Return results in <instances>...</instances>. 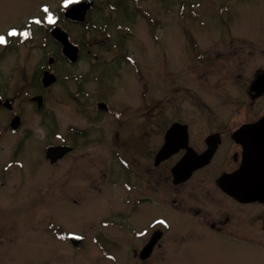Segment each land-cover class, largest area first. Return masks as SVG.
<instances>
[{
    "label": "flooded vegetation",
    "instance_id": "obj_1",
    "mask_svg": "<svg viewBox=\"0 0 264 264\" xmlns=\"http://www.w3.org/2000/svg\"><path fill=\"white\" fill-rule=\"evenodd\" d=\"M131 1L135 5H127V8L131 10L128 11L131 16L130 23H132L129 25L131 36H134L136 32L140 35L139 32L144 29L147 35L145 38L140 37L142 41L149 40L158 44L159 33L157 30L159 25L163 24V22L159 23V0ZM137 1H149V6L134 3ZM169 1H172L171 8L167 11L175 13L177 29H179L180 21L185 23V20H189L192 23L190 27L182 26L181 40L188 42L189 49L192 51L193 48H197L209 53L211 47L205 43V40L210 38L208 23L200 11L204 6V1ZM251 1L252 5L257 8L256 12L263 11L264 0ZM205 3L208 4V1ZM106 5L110 7L109 4L106 3ZM102 6L104 5H98L97 0H94L86 12L84 22L65 18L64 11L67 6H59L51 26L57 24L63 26L68 31L70 39L74 41L69 29L65 26L66 23L74 24L80 29V32L85 34L83 43H103L110 46L118 30L116 28L114 30L111 26L115 15H105L104 10L101 9ZM179 8L181 12L188 13L181 17ZM226 8V5L222 3V14L226 12ZM97 15H101L105 19L104 25L94 23ZM138 17H141L143 22L137 25ZM196 20L197 22H195ZM164 24L166 28L165 21ZM222 24L225 26L226 19H222ZM92 30H97L98 35H93ZM0 37L4 40V43H0L1 65L3 61L1 56H4V50H8L9 53H18L19 46L18 42L15 43L13 36L6 35V39H4V34L0 32ZM226 37L227 31L220 34L219 39L222 45L226 47L234 45L236 49L235 69L230 67L227 72L234 73L236 79L237 115L215 113L218 115L184 116L177 114L167 118L159 116V124H157L159 139L156 151L148 150L143 157H147V162L142 165L131 160L128 155L130 152L127 147L125 148V142L122 143L121 140L126 141L128 138L138 137L143 133L142 119L138 121L135 117L132 118V115H135L134 107L139 105L141 110L148 111V105L159 102V95H154L150 98V102L148 101L147 93L150 90V85L146 67L143 68L130 45L124 51H120V48L116 50L114 46H110L107 51H91L90 47L84 50L79 46L78 56L75 60H69L66 57L61 59L63 66L59 73L53 68L56 64L54 59H48V64H43L39 70L41 73L38 79L33 73L27 77L25 68L22 67L21 75L26 77L24 80L27 82L21 87L14 85L11 92H9L10 85L7 82L14 79L13 71L7 74V80H4L0 75V112H3L0 119V193L3 195L6 189L7 193L15 194L25 186L24 183L27 180L31 181L30 187H32V182L34 183L40 178L31 179L29 175L33 174L34 176L37 169L32 166L33 163L30 162L25 151H22L23 145L33 137L34 133L33 126H28V124L33 125V123H28L27 114L29 111L31 115L39 117L34 122L46 128V140L42 143V153L47 169L51 171L58 165L62 167L66 164L68 157L80 148L93 143L101 144L107 147L106 152L112 149L117 152L118 154L115 156L117 163L123 164L125 168H131L132 175H134L133 178L119 176L117 180L113 181L114 174L110 171L107 161L106 183L102 185L111 188L119 185V188L123 189L126 194L124 200L122 198L125 204L129 202L132 191L134 192L133 197H136L142 204L153 201L159 203V225L151 224L148 232H145L144 227L140 236L135 234L137 237V240H134L135 249L133 251L135 260L144 264H157L158 262L159 264H184L193 262L198 253L211 250L252 252L257 256L259 253L263 255L264 191L258 192V196L255 198L239 197L233 194L230 186L235 181V172L244 164L245 149L253 138L264 131V122H260L264 116V35L257 33L247 36L238 32L235 38L230 37V41ZM244 49L249 51L245 52ZM209 54L211 55V53ZM201 58L203 61L198 64L199 66L205 65L211 60V56ZM102 60L116 64L118 75L115 73V78L120 79L125 76L129 78L133 90L132 100L126 101L120 98L116 92L117 82L114 77L111 76L108 79L103 77L102 79L96 73L97 66ZM85 65L88 67L82 69L81 67ZM155 66V72L157 71L159 74L158 63ZM196 67L194 65L190 69ZM45 69H49L57 75L56 81L48 86L42 84V73ZM58 81L61 83V96L65 100L63 103L64 114H68L67 106L72 109L71 112H74L76 118L77 116L80 119L85 117L91 123H97L103 115H107L111 119V127L115 126L117 131L112 133L105 130L99 131L97 128L99 132L97 131L95 135L92 130L89 131L88 127H82L79 123L62 125L57 119L56 112L49 107L50 95H47L48 90ZM105 85H108L109 90L101 88ZM22 87L25 88L23 90L30 91L29 96H24L27 101L19 99V91L22 90ZM31 88L33 90H30ZM186 90L193 92L191 86ZM32 96L42 97L39 106L37 101L30 99ZM144 120L147 123V118ZM129 123L130 125L134 124L131 133L127 137L120 136L118 131L125 129ZM173 125H175L173 131L167 139V133ZM7 136L14 137L12 138L13 147L3 149L2 142ZM53 138L56 141L52 140ZM106 141L111 142L110 150ZM55 145L68 146L70 149L52 161L46 156V151L48 147ZM6 151H8L7 154H4ZM158 151L159 161L156 162ZM206 155H209V158L205 162ZM115 168L116 170L120 169L119 165ZM133 181L137 185H132ZM236 184L243 186L244 182L237 181ZM253 185L258 186L257 183H253ZM10 186L15 189L10 190ZM30 187L24 188L23 191L26 190L24 199L32 204L34 199H32V188ZM45 200L46 202L52 200L49 193ZM51 219L48 216L41 219V226L46 234H49L48 232L57 234L56 231L59 227ZM109 221L101 224L104 223V227L109 224ZM59 223L62 225V222ZM117 223L118 228H126L122 223ZM2 230L0 227V231ZM99 231L100 229L94 233L92 238V245L97 250L100 249L97 246ZM102 234L106 237L107 235L113 237L106 232ZM63 236H65L64 233L59 238Z\"/></svg>",
    "mask_w": 264,
    "mask_h": 264
},
{
    "label": "rangeland",
    "instance_id": "obj_2",
    "mask_svg": "<svg viewBox=\"0 0 264 264\" xmlns=\"http://www.w3.org/2000/svg\"><path fill=\"white\" fill-rule=\"evenodd\" d=\"M203 1L204 6L200 11L208 23L210 38H207L205 43L211 47V60L201 66L198 65L203 61L201 57H210V54L197 48H193L192 51L189 49L188 42L181 40L182 26L190 27L192 23L189 20H185V23L180 21L179 29L176 28L175 13L167 11L171 8L172 1L159 0V23L163 22V24L159 25L157 30L159 33L158 44L149 40L142 41L140 37L145 38L147 35L144 29L139 32L140 35L136 32L134 36H131L129 32V25L132 24L130 23L131 16L127 12L131 11L129 9L121 11V14L111 23L113 29L116 28L118 32L110 46L123 51L130 45L143 68L146 67L150 85V90L147 93L148 101L150 102V98L154 95H159V102L148 105V111L141 110L139 105L134 107L135 115H132V118L135 117L138 121L142 119L143 133L138 137L128 138L126 141L121 140L122 143L125 142L124 146L130 152L128 155L131 160L138 165L147 162V157H143L148 150L156 151L159 139V127H157L159 116L167 118L177 114L184 116L237 115L236 79L234 73L227 72L230 67L235 69L236 49L234 45L227 47L222 45L219 39L220 34L227 31L228 41H230V37L235 38L238 32L247 36L257 33L264 35V9L256 12L257 8L252 5L251 0ZM206 1L208 4L205 3ZM106 3V0H97L98 5H104L101 9L104 10L105 15L114 16L115 11ZM222 3L227 7L224 14L221 12ZM43 4H49L51 10L56 8L54 10L56 13L60 6V0H0L1 34L5 35L10 27H16L18 31L17 37L14 38L15 43L19 42L17 43L18 53H9L5 49L4 56H1V60H3L0 65L1 77L7 80V74L12 71L14 74V79L7 82L10 85L9 92L13 90L14 85L21 87L27 82L24 80L26 77L21 75L22 67L25 68L26 76L30 77L32 73L35 74L37 68L47 60L49 55L60 54L56 43L47 36L50 15L44 10ZM127 4L135 6L131 0L127 1ZM141 4L149 6V1H142ZM179 13L182 17L188 12L183 13L179 8ZM32 17H35L33 19L35 23L31 22ZM222 19H226L225 26L221 25ZM177 20L179 21L178 17ZM94 21L98 25L105 24V19L101 15L95 16ZM142 22L143 19L138 17L137 25ZM65 26L69 29L72 38L77 43H82L85 34L80 32V29L74 24L66 23ZM91 32L93 35H98L97 30ZM94 44H90V47ZM110 46L109 44L101 45L92 50L105 51ZM54 50H57L56 53H53ZM244 51L248 52L249 50L244 49ZM156 63L159 66V74L157 71L155 72ZM99 64L96 73L102 79L103 77L105 79L111 76L116 77V64L107 60H102ZM194 65L197 67L190 69ZM62 66L63 63L57 61L53 68L59 73ZM87 67L88 65H85L81 68L86 69ZM115 79L117 82L116 92L120 98L126 101L132 100L133 90L129 78L125 76ZM190 86L193 92L186 90ZM101 88L109 90L108 85L101 86ZM47 95H50L48 105L56 112L57 119L62 125L79 123L82 127H88L89 131L92 130L95 135L98 130L112 133L117 131L115 126L111 127V119L107 115H103L97 123H91L85 117L80 119L77 116L76 118L74 112H71L72 109L67 106L68 114H64L63 103L65 100L61 96L60 81L48 90ZM24 96L25 91L22 90L19 99L27 101ZM66 102L68 104V101ZM112 104L114 103L112 102ZM116 104L118 105L119 102ZM2 115L3 112H0V119ZM27 115L28 123H33L28 126H33L34 133L33 137L23 145L22 151H25L26 156L33 163L32 166L37 169L34 176L33 174L29 176L31 179L40 178L34 183L32 182V187H30L31 181L27 180L24 183L25 186L15 194L9 191L7 193L6 189L3 195L0 193V227L3 229L0 231V264H144L134 259V240H137L135 234L140 236L142 228L145 227L146 232L151 224L159 225V203L153 201L142 204L136 197H133L134 192L132 191L129 202L125 204L123 200L126 194L123 189L119 188V185L115 188L102 185L106 183L107 161L110 171L114 174L113 181L117 180L119 176L133 178L134 175H132L131 168H125L123 164L117 163L115 158L117 152L113 149L106 152L107 147L101 144L93 143L74 151L68 157L66 164L62 167L58 165L50 171L44 164L42 153V143L46 140V128L34 122L39 117L31 115L29 111ZM143 117L147 118V123ZM133 126L134 124H127L125 129L118 131L119 135L127 137ZM13 136H7L3 140L1 146L3 149L13 147ZM52 140L56 141L54 138ZM105 143L110 150L111 142L106 141ZM118 150L120 152V149ZM118 165L120 169L116 170L115 167ZM27 170H29L28 167ZM135 184L137 185L133 181L132 185ZM28 187L32 188L31 195L34 199L32 204L24 199L26 190H23ZM14 189L10 186V190ZM48 193L52 198L50 202L45 200ZM47 216L51 217V221L59 227L56 231L57 238L54 233L46 234L43 231L41 219ZM105 221H109V224L103 227L104 223H101ZM59 222H62V225ZM117 222L122 223L127 228V232L126 228H118ZM99 229V239L96 238L97 246L100 249L97 250L92 245V238ZM68 231L81 232L80 235L86 234V238L84 236L79 247H74L69 240H66L65 236ZM103 231L113 235L114 238L108 235L104 236ZM62 233L65 236L59 238ZM184 264H264V253L263 255L259 253L257 256L252 252L211 250L198 253L193 262Z\"/></svg>",
    "mask_w": 264,
    "mask_h": 264
},
{
    "label": "water",
    "instance_id": "obj_3",
    "mask_svg": "<svg viewBox=\"0 0 264 264\" xmlns=\"http://www.w3.org/2000/svg\"><path fill=\"white\" fill-rule=\"evenodd\" d=\"M90 3L91 0L75 3L68 9L66 15L75 20H82L85 10L89 7ZM52 33L63 43L64 53L75 58L74 54L77 51V47L69 41L67 33L60 26L53 28ZM43 80L46 85L54 81L55 76L45 71ZM64 149L60 146L52 147L48 150L47 154L48 156L57 158L63 153ZM234 178L235 181L231 185V189L233 194L237 196L255 198L258 196V192L264 191V131H261V134L253 138L247 149L244 164ZM237 181H243L244 185L236 184ZM253 183H257L258 186H254ZM73 240L76 242L75 239Z\"/></svg>",
    "mask_w": 264,
    "mask_h": 264
},
{
    "label": "snow or ice",
    "instance_id": "obj_4",
    "mask_svg": "<svg viewBox=\"0 0 264 264\" xmlns=\"http://www.w3.org/2000/svg\"><path fill=\"white\" fill-rule=\"evenodd\" d=\"M74 2H76V0H67L68 4H71V3H74ZM0 43H4V40H3L2 37H0Z\"/></svg>",
    "mask_w": 264,
    "mask_h": 264
}]
</instances>
